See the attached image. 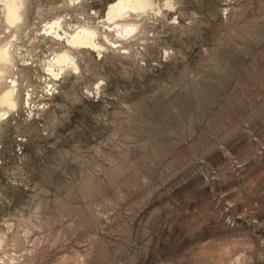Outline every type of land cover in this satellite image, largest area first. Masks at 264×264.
<instances>
[{
	"label": "rangeland",
	"instance_id": "1",
	"mask_svg": "<svg viewBox=\"0 0 264 264\" xmlns=\"http://www.w3.org/2000/svg\"><path fill=\"white\" fill-rule=\"evenodd\" d=\"M113 1L25 0L17 40L0 21V264H264V0H155L122 39ZM58 16L105 48L54 80Z\"/></svg>",
	"mask_w": 264,
	"mask_h": 264
},
{
	"label": "bare ground",
	"instance_id": "2",
	"mask_svg": "<svg viewBox=\"0 0 264 264\" xmlns=\"http://www.w3.org/2000/svg\"><path fill=\"white\" fill-rule=\"evenodd\" d=\"M168 1L164 5H169ZM24 5L25 0H0V21L2 25L4 24L2 27L7 29L10 36H13L16 40L18 35L17 30L23 25ZM160 6L158 4L155 5V0H114L108 5L100 23L103 26L105 25L108 31L113 32L122 39L137 29L136 23L131 22L127 18L132 15L138 17L146 11L159 13L161 12ZM64 26L65 20L58 16L48 22L43 30L45 31V37H48L52 41H62L65 48L56 53L46 65V71L50 75L49 78L53 77L54 80L67 69L74 71L78 69L71 53L72 49H86L92 52L96 51L99 54L105 48L98 41V31L95 27L78 25L72 32H67ZM103 38L106 40L107 35L103 36ZM13 44L12 40L5 43L0 41V119L6 118L10 111L16 110L18 105L17 81L13 78L12 74V68L14 67ZM26 95L27 101L25 102L28 104L30 96L29 94Z\"/></svg>",
	"mask_w": 264,
	"mask_h": 264
}]
</instances>
